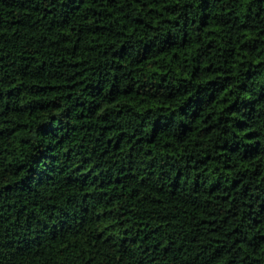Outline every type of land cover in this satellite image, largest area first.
Listing matches in <instances>:
<instances>
[{"label": "trees", "instance_id": "16d2710c", "mask_svg": "<svg viewBox=\"0 0 264 264\" xmlns=\"http://www.w3.org/2000/svg\"><path fill=\"white\" fill-rule=\"evenodd\" d=\"M0 264H264V0H0Z\"/></svg>", "mask_w": 264, "mask_h": 264}]
</instances>
